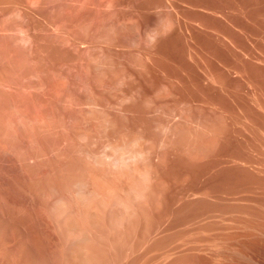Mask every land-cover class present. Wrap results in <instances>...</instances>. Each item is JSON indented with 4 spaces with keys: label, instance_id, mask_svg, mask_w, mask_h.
<instances>
[{
    "label": "rangeland",
    "instance_id": "rangeland-1",
    "mask_svg": "<svg viewBox=\"0 0 264 264\" xmlns=\"http://www.w3.org/2000/svg\"><path fill=\"white\" fill-rule=\"evenodd\" d=\"M176 1L175 0H0V189H1L0 190V220L2 221V222L0 221L1 222L0 225L2 227L4 226L7 227L11 232V233L9 232V234L10 235L12 234V236L14 235V237L18 236L15 235L17 232L14 233V231H17L16 229L18 227L19 228L22 227L26 231L29 228L28 235L31 236L29 242H27L28 239H26L27 240L26 241L25 239H22L19 236L17 238H20L19 240L22 243L21 244L19 241L18 242L19 244L21 245L28 244L26 246L29 247V251L33 252V254L39 257L35 262L36 264L61 263V262L54 263L52 260H50L51 259L50 256L49 257L47 256L49 254L51 255L53 248L52 247L50 248L51 242L47 243L51 241V239L50 236H47L49 235L48 233L45 234L47 232L46 228L48 227L49 229V227L50 228L54 227L53 225H56L57 223H58L57 226H59L60 223L59 215L61 214H58L59 212L56 211L58 207L55 208L56 207L55 205L59 204L58 206H61V202L65 200L64 198H67L69 196L68 194L69 190L68 187H66V183L69 182L70 179H74L73 180L74 185L76 186H73V189L76 192H78L77 194L83 192L87 196H90L89 184L87 182H82V183L79 182L82 179V175H83L82 171L80 170L81 168L79 167L81 166L80 163L83 161V159L88 161L90 159V162L98 161L99 163L103 164L102 166L104 167L110 166V164L112 165V162L109 161L110 159L107 156H105L106 153L104 154L105 151L104 142L107 141V139L105 138L107 136V133L101 134L102 136L100 135L102 142L100 141V139L97 140L90 139L89 141H87L88 143H90L89 144L90 146H88L87 142L80 139L81 137H78L79 135L78 133L82 129L79 128L83 126L82 124H84L83 123L84 117L86 119L88 118L87 119L88 121L90 118H91L90 120H92L101 115H104L103 112L106 113V110L101 112L99 111V108L96 109L97 107L95 106L98 103H100L101 98H102L101 102H103L104 100L106 101V99H108L107 95L111 97V100H113L114 98L120 99L121 96L123 98L126 92L124 99H128V100H126L125 105L128 106L129 104V107L130 106L133 107L134 105L133 108L138 106L137 110L140 109L139 112L142 113L144 112V114L141 115L142 116L144 115L143 119L147 121L144 122V120L142 119V123H143L142 125L144 124L146 125L147 123V125L145 127L143 126L142 128L147 127L146 129L152 130L155 127L154 131L152 130V132L154 137L156 138L157 136V138L159 137V139H161V137L165 135L164 137L168 140L167 137L170 136L167 135H172V134L174 135L175 133V131L172 130H176L175 135H177L178 137L180 134L183 135V137H181L182 135L180 136L181 138L180 137L178 138L177 136L175 138V136H173L175 139H178V141L180 139L183 140L187 139L189 138V135L191 136L192 134L191 133L192 131L190 132L189 128L194 127L195 123H196L195 127L197 126L198 128H200V130L202 129L201 131L204 132L207 131V134H209V132L212 130V129L209 130L211 126L209 123L213 124V122L210 120H214V121L218 120L219 123L220 121H222L219 129L216 128L218 131L215 130V133L218 132L220 133L221 138L219 139L221 140L222 143L220 142V140L219 141L217 140L218 139L217 137L215 141V143L216 142L217 143L214 144L212 152L210 151L209 153V154L212 153L214 156H212V154L211 155L208 154V156H212L209 157L208 159L217 157L220 154L219 152L223 151L225 155L227 153L225 158L228 161V163L226 167L222 169V171L220 169L218 172L215 173L218 174L214 176L215 178L217 176L220 177L223 174L224 175L228 174L229 170L232 171V172L230 171L231 173L229 174L239 172L240 174L248 175L250 173V175L248 176L251 177L253 171L257 170V172H259L260 171L259 169L262 168L264 169L263 166L264 155H262L264 154L263 153L264 132L262 134L259 133V131L262 130L260 124L261 122H264V114H262L264 113V111L260 108L259 104H257L259 103V100L264 97L263 95L264 91H262L264 89V73H263L264 62H262L264 61L263 60L264 59V42H263L264 41V35H263L264 34V0H235V1L234 0H196V1L179 0L180 2H178V0ZM198 1L201 3L200 7ZM171 2H173V5H171L172 4ZM207 3L209 4L210 8ZM233 3L234 5H232ZM241 3L243 5H241L240 7ZM169 6L171 8L174 7L173 8L174 10L171 9ZM201 6L202 7L204 6L203 7L204 9ZM216 10H218L219 12H217ZM172 12L174 13L176 12L175 15L174 13L172 15ZM228 13L231 14L229 15ZM208 14L211 17H209ZM225 15H227L228 17ZM167 17H169L170 19H168ZM239 22H241V24H239ZM140 27L141 29H139ZM145 28L146 30H143ZM195 28H198V30L196 29L197 31L192 32L195 30ZM147 31L152 33L150 34ZM146 32L148 33V35ZM246 32H248V34ZM109 36L110 38H108ZM151 36H153L154 38ZM233 36L235 38H232ZM148 37L151 38L149 39ZM243 37L245 38L243 39ZM237 39L239 40V42ZM250 40H252V42ZM234 42L236 44L237 42L240 44L236 45L234 44ZM248 43L250 44L248 45ZM240 45H244V46H240ZM151 50L153 52H157V54L153 55V53H151L152 52ZM244 50L247 51L245 52ZM146 51H147V55L144 54L146 53ZM257 54H259V56ZM154 57L157 59H155ZM149 60L150 62H148ZM152 60L154 61V63L152 62ZM251 63H253L254 65ZM207 72L208 73L211 72V73L208 74ZM217 74L218 76L223 75L224 77L222 76L216 77L215 75ZM225 74L228 75L226 76ZM210 75H212V78ZM247 76L252 78L248 79ZM256 78L259 81H257ZM251 81L253 83L259 82V84L256 83L259 86L262 85L261 83H263L262 85L263 88H261L260 86V89L262 90L257 89L256 84H254L256 86L251 85L252 83ZM89 83H91L92 86ZM97 83H100L98 84L100 86H98ZM237 83H239L238 84L239 86L236 85ZM240 83L242 85H240ZM231 84H233L234 86H232ZM213 86L215 88H213ZM108 88L110 89L108 90ZM122 88H124V91H122ZM153 88L154 90H152ZM169 88H172V90ZM235 89L238 92L240 91L241 94L243 93L242 94L243 96H241L240 92L238 93ZM96 91L98 92V94ZM93 92L96 95H93L94 94ZM258 92L260 93V98L259 95H257L259 94ZM84 94L86 96H83ZM144 94L147 96H144ZM156 95L160 96V98ZM131 96L132 98H130ZM154 96L159 99L155 98ZM234 96L235 98L233 99L232 97ZM90 97H92L93 100ZM227 97H229V101ZM240 97L241 98L243 97V100ZM219 98L221 101L219 100ZM150 99H154V100L149 101ZM213 99L215 100V102L213 101ZM140 100L142 102H140ZM235 100L236 102L238 100L240 101L236 103ZM257 100L258 102H256ZM227 101L229 102V104L227 103ZM146 102L148 104L149 103L151 104V105L149 104L150 107L148 106V104H146ZM218 102L221 103L219 104ZM252 102H254L255 104ZM157 103L160 105L157 106L158 105ZM153 104L154 106L156 104V107H154ZM89 105H92L95 110L93 109V107L92 110ZM173 105H175V107ZM251 105H253L254 109H252L253 107H251ZM256 105L258 107H256ZM218 106L225 108L222 110V108ZM83 107L85 109L81 110V108ZM106 109H107V113H106L107 115L110 111L111 113L115 112V110L112 108L111 110L109 108ZM218 109H220L219 113H218ZM208 110L211 113H208ZM81 112L85 115L88 112L87 115L88 114L90 115L83 116ZM92 113L93 115H91ZM146 113L148 118L146 117ZM67 114L69 115L73 114L70 116L72 120L68 118L69 115ZM214 114L216 115L218 114V115L215 116ZM227 114L229 116H227ZM245 115L246 117L247 116L248 117L247 118L244 117ZM255 115L257 116L261 115V116L257 117ZM208 116L210 117V120L208 119L209 118ZM223 116L225 117L223 118ZM231 116L234 119L235 118H239V119L234 120L232 119ZM237 116L243 117L244 119ZM249 116L252 117L250 118V120H254V121H250ZM76 117L78 118V120ZM160 117L163 119L166 117L167 119L165 118V120L163 121V119H161ZM214 117H216L217 119ZM228 117H230V119ZM175 118L178 123H176ZM82 119L83 121L81 122ZM86 119H85V123L87 122ZM125 119L127 120L128 118ZM125 119H124V122H126L124 123L126 124L125 126L132 125V123L134 122L132 120H135L133 118L131 119L130 117L128 119L129 120L128 123V120L126 121ZM159 119L162 121H160ZM192 120H196V121L193 122ZM197 120H199L200 122L199 121L197 122ZM72 121L74 122L75 125L73 124ZM168 121L170 122L169 123L170 127L172 124L176 123L175 125L177 126L176 129L175 126L173 125L171 127L172 132L170 131V128H168L169 130L165 128L159 130L163 126V124L168 125L167 124ZM180 121L181 123L183 122L182 123L184 125L183 127L181 123L179 124ZM202 121H204V123H202ZM208 121L210 122L208 123ZM245 121L248 125L245 123ZM248 121L251 122V124ZM257 121L260 124H258ZM79 122H81L80 123L81 126H79L80 125ZM149 122H151V124L153 123V126H150ZM171 122L174 123L171 124ZM188 122H190L191 124H189ZM227 122L230 124L229 126ZM237 122L239 123L238 126H236L237 127L236 128L235 125H237L236 124ZM197 123L198 124L200 123L201 125H198ZM178 124L180 127L178 126ZM202 124H204L205 127H207L206 128L207 130L204 127H201L203 126ZM226 124L227 126H224ZM256 124L259 127H255V128L253 127L255 131L254 132L253 128L251 129V127L255 126ZM188 126L190 127L188 129H185ZM221 127L222 128L225 127L226 129L225 128L220 129ZM180 128L183 130H181ZM256 128L260 129V130L258 129V133L256 132L257 131ZM163 129L164 131H162ZM110 130H113V128H110L109 131ZM140 130H143L141 129V126H140ZM179 130L182 131V133H179L180 132ZM186 130L188 132H186ZM74 131L77 136L75 135V133H73ZM150 131L148 132L151 133ZM169 131L172 134L170 133L168 134ZM250 131H252L254 134L255 133L257 134L254 135ZM163 132L166 134H164ZM213 132L214 130L212 131V134ZM234 134L236 135V137ZM256 135H259V137L262 136L263 138L261 137L260 139H258L259 137ZM225 136H227V138ZM243 137L245 139H243ZM256 139L260 141L258 142V140ZM162 140L165 139H163L162 137L161 141L159 143H156L158 145L154 143L156 145V147L154 145L155 150L160 149L159 151H163L166 149L165 150L166 152L167 151L170 152L172 149L174 151L178 148L176 151H179L180 147L178 146V144L180 141L177 142L178 144L177 143L174 144L172 142L169 143L168 141L167 144L169 147H167L165 143H162ZM224 141L225 143H223ZM83 142L85 145L82 144ZM253 143L259 145H253ZM216 145H218L220 148H218ZM230 145H232L233 148H231L232 146ZM234 145L236 146V148ZM215 146L216 148H218V151L216 148H214ZM253 146H255V148ZM170 147L171 150L169 149ZM246 147L250 149V152L247 150ZM79 148H82L81 151L83 153L79 151L80 150ZM101 150H103V152ZM233 150H239V151L242 150L246 152L247 154L246 156L249 159L247 157L246 158L252 161L251 164H249L250 162L246 161L247 160L246 159L245 163L248 162L249 165L244 163H242V165L249 167V169L241 165L242 160L240 159L241 161L239 160L240 161L239 162L238 161L239 158L236 156L235 153L234 156L233 154L230 156L231 152L232 153L236 152ZM78 151L80 155L78 154ZM95 151H97V153ZM250 153L252 154L250 155ZM82 154H84L86 158L82 157L83 156ZM254 155L255 157L257 155L261 157L256 158L257 160H255V158L252 159ZM87 156H89V158ZM97 156L99 159L97 158ZM227 156H229L228 158L230 159L232 158L233 160L232 159L228 160ZM229 161H233V162L235 161L234 163L237 162V164L234 165L233 162L231 163ZM203 163L204 162H201V164L199 163L196 164L197 166L202 168L204 167ZM229 163H231L230 168H229ZM256 163L258 164L262 163L263 165L259 164L258 165L260 167L259 168ZM104 164L107 166H105ZM232 164L234 165L237 171L234 170L235 168H232L233 167ZM61 165L64 167V169ZM75 165L76 167H74ZM67 166L70 168V171L68 170ZM240 166L243 167L244 171L240 170L242 169V167ZM253 166L257 168L254 170ZM261 166L263 167L261 168ZM73 169L76 175L74 172H72ZM250 169L253 171H251ZM225 170L227 173L225 172ZM67 171H69L71 175ZM220 171L221 173H219ZM80 172L82 173V175L80 176L81 179H79L80 177H78ZM33 173H35L36 175ZM62 174L64 176H62ZM72 175L73 177L74 176L77 177L73 178ZM59 176L62 177L60 178ZM70 176L72 178L69 179ZM33 177L37 178V180ZM62 183L65 184L63 185ZM80 183L81 184L86 183V184L81 185ZM226 183H227V187H229L228 186L229 182ZM62 194H64V196ZM59 196L62 199L59 198ZM58 198L61 200H59ZM227 198L231 199L230 197ZM52 199L55 201H53ZM51 200L52 202H50ZM40 202L43 203L42 206ZM49 205H51L52 207ZM35 206L39 208L37 209ZM43 206L46 207L44 208ZM48 206L50 208H48ZM88 207L86 206L85 208L88 211L86 214L90 213L92 215L94 213L95 216L97 210L96 209L94 210L91 206L89 208ZM45 209H47V211ZM100 210L103 211V209L101 208ZM34 211L36 212L37 215L35 214ZM42 214H44L43 217H41ZM90 214H89V217H91L90 220L91 219L93 220L94 217L92 218ZM55 216H57L56 217L57 220L54 218ZM38 221L40 222L38 223ZM8 222L11 223L12 225L9 224ZM91 223L92 222H89L88 225L84 224L87 227V230H89V232L85 230L86 227L84 225H81L82 228L85 227L83 234L85 232H87L86 234L90 233L89 234L90 236L85 234V236L89 238L88 241L92 237L95 238L94 233L91 234L95 230V228L93 227L94 226L93 223L92 226H89V224ZM43 224L45 226H43ZM41 225L46 228L41 227ZM26 226H30V227H26ZM57 226H55L56 229ZM39 227L41 228V230L43 228V230L41 231ZM1 229L2 228H0V232L2 231ZM30 230L32 233L29 232ZM2 233L3 232L0 233V239H3L6 236L4 233H3L4 235ZM43 237L46 238V240ZM47 237L49 239H47ZM30 242L31 243L33 242L32 245ZM37 242H39L40 244ZM19 244L17 246V249L19 248L21 249V247L24 249L26 247V246L25 247L21 246ZM45 247L49 252L45 249ZM30 248L32 250H30ZM39 248L43 250H40Z\"/></svg>",
    "mask_w": 264,
    "mask_h": 264
},
{
    "label": "bare ground",
    "instance_id": "bare-ground-1",
    "mask_svg": "<svg viewBox=\"0 0 264 264\" xmlns=\"http://www.w3.org/2000/svg\"><path fill=\"white\" fill-rule=\"evenodd\" d=\"M194 1H196V0H194ZM178 2H180V1L178 0ZM171 3H172L171 5H173V2H171ZM198 4H199V7H200L201 3L199 2ZM232 5H234V3ZM241 5H243V4L241 3L240 7H241ZM208 6H209V4H208ZM230 6H231V4H230ZM193 7H195V6H193ZM220 7H221V5H220ZM173 8H171V9H173ZM209 8H210V6H209ZM211 8H212V6H211ZM240 10H242V9H240ZM248 10H247V12H248ZM216 11L219 12L218 10H216ZM210 12H212V11H210ZM233 12H235V11H233ZM239 12H241V11H239ZM173 13L174 12H172V15H173ZM175 13H174V15H175ZM220 13H221V11H220ZM244 13H242V14H244ZM249 13H250V11H249ZM204 14H207V13H204ZM208 16H209V14H208ZM225 16H227V15H225ZM169 17H172V16H169ZM169 17H167V18L170 19ZM209 17H211V16H209ZM179 21H180V19H179ZM231 21H232V19H231ZM239 24H241V22H239ZM145 25H146V23H145ZM147 25H148V23H147ZM179 28H180V26H179ZM139 29H141V27ZM196 29L198 30V28H195V30L192 31V32L197 31ZM143 30H146V28L143 29ZM149 31H147V32L150 33ZM249 32H252V31H249ZM143 33H144V31H143ZM148 33H147V35H148ZM246 33L248 34V32H246ZM253 34H255V33H253ZM234 36L232 38H235ZM151 37H153V36H151ZM108 38H110V36ZM244 38L245 37H243V39ZM250 41L252 42V40H250ZM238 42H239V40H238ZM238 42H237V44H240ZM242 43H243V41H242ZM234 44H236V43L234 42ZM249 44L250 43H248V45ZM240 46H244V45H240ZM244 51L246 52L247 50H244ZM105 52H107V51H105ZM142 52H144V51H142ZM151 53H153V55L157 54V52H153V51ZM144 54L147 55V51ZM257 55L259 56V54H257ZM141 56H142V54H141ZM262 56H263V54H262ZM155 59H157V58H155ZM249 59H252V58H249ZM153 60H152V62L154 63ZM257 60H259V59H257ZM247 61H248V59H247ZM148 62H150V60ZM262 62H264V61H262ZM251 64H253V63H251ZM253 69H254V67H253ZM227 72H229V71H227ZM210 73H208V74H210ZM210 76L212 78V75H210ZM215 76L216 77H220V76L224 77L223 75L218 76V74L215 75ZM235 78H237V77H235ZM247 78L249 79V78H252V77H248L247 76ZM256 80L259 81L257 78H256ZM256 83L259 84V82H256ZM256 83L252 82L251 85H254ZM89 84H91V83H89ZM98 84H100V83H97V85ZM238 84L239 83H237L236 85H238ZM261 84L263 85V83H261ZM128 85H129V83H128ZM231 85L234 86L233 84H231ZM231 85H230V87H231ZM240 85H242V84L240 83ZM256 85H254V86H256ZM262 85H260L261 88H263ZM91 86H92V84H91ZM98 86H100V85H98ZM168 86H167V88H168ZM214 86H213V88H215ZM245 86H246V83H245ZM258 86L259 85H257V89L262 90V89H260V86H259V88H258ZM252 87H250V88H252ZM130 88H132V87H130ZM163 88H165V87H163ZM234 88H232V89H234ZM109 89L110 88H108V90ZM169 89L172 90V88H169ZM145 90H147V89H145ZM152 90H154V88ZM122 91H124V88H122ZM262 91H264V89ZM89 92H91V91H89ZM130 92H132V91H130ZM143 92H144V90H143ZM117 93H116V95H117ZM159 93H160V90H159ZM173 93H175V92H173ZM216 93H218V92H216ZM97 94H98V92H97ZM108 94H109V92H108ZM125 94H126V92H125ZM125 94H124L123 98L121 96L120 99H119L118 98L119 96H118V97H116L118 99L114 98L113 100H111V97H109L107 95L108 99H106V101L103 99L105 102L104 101L101 102L102 98L100 97L101 98V101L99 100L100 103H98L95 106V107H97L96 109L99 108V111H101V112L106 110V113H107V109L106 108H109L110 110L112 108V109L115 110L114 113H111V111H110L109 112L110 114L108 113V115H107L105 112H103L104 115H101V116H99V117H97L95 119H92V120H90L91 119L90 118L88 120L89 122L87 121L88 118L86 119L84 117V122H83L84 124H82L83 126H81V124H80L83 121V119L81 120V122H79V124H80L79 126H81V127L80 128L78 127V128L79 129L82 128V129L79 131L78 137H81L80 139H82L85 142L89 141L90 139H96V140L100 139V141H101L100 135L103 134V133L104 134L107 133V136L105 137L107 139V141L105 140L106 141V142H104L105 145L103 144L104 148H105L104 154L106 153L105 156H107L110 159L109 161L112 162V165L110 164V166H107V165L104 164L105 166H107V167H104V166H102L103 164L99 163L98 161L97 162H92V161L90 162V159L88 161V160H84L82 158L83 161L80 163L81 166H79V167L81 168L80 170L82 171L83 175H82L81 172H80L79 175L78 174L77 175H78V177H80L82 175V179L80 177L79 179H81V180L79 182H81V183L82 182H87L89 184L90 192L89 191L88 192L90 193L89 194L90 196H87L83 192H82L83 194L79 192L81 195L77 194L78 192H76L73 189V186H76V185H74V181H73L74 179H70V178L73 177V175H72V177L71 176L69 177L70 180H69V182H67L68 184L66 183V187H68L69 192L67 190L66 191L68 192L69 196L67 198H64L65 200L63 202H61V206H58L59 204L55 205L56 207L53 206L55 208L58 207V209L56 211L59 212L58 214H61V215H59L60 216L59 217V220H60L59 226H57V224H58L57 223L56 225H53L54 227H51V228L49 227V229H48V227L47 228L43 227V226H45L44 225L45 223L43 221L42 222L44 224H43V226L41 225V227L46 228L47 232L45 231L46 232L45 234L48 233L49 235H47V236H50V239H51V241L47 242V243L51 242L50 248L51 247L53 248L52 253L50 252L51 255L49 253H47V254H49L47 256L48 257L50 256V258H51L50 260H52L54 263L61 262L60 264H264V169L262 168L264 165L261 163L263 166H261L262 169H259L260 171L258 170L259 172H257V170L253 171V170L250 169L251 171H253L252 172L253 175L251 174V177L248 176V175H250V173L248 175L247 174H240L239 172L229 174V173L232 172L231 170H229L228 174H226L227 172L225 170V172H226L225 174L226 175H224V174L222 176L219 175L220 177L217 176L215 178L214 176L218 175V174H215V173L218 172L220 169L222 171V169L226 167L228 161L225 158L227 153L225 155V153L222 150H221L222 152H219L220 154L217 157H213L211 159H208L209 157L214 156L212 153H211L212 156H208V154L210 153V151L212 152L214 144L217 143V142L215 143L217 137H218V139H217L218 141L220 140L219 138H221L220 133L219 132H218L219 134L215 133V130L219 129V127L221 126V123H222V121H220V123H219L218 120H216V121L210 120L209 116H208L209 117L208 119L210 121H212L213 124L215 125L214 126L212 123H209L210 121H208V123L212 126V128H211V126L209 128V130L212 129L210 132L208 131L209 134H207V131L204 132V131H201L202 129L200 130V128H198L197 126L195 127V125H196V123H195L194 127L189 128L190 126H188L187 128H185V129L189 128L190 132L192 131L191 132L192 133L191 136L189 135V138L186 137L187 139H184V140L180 139L179 140L180 142L178 141V139H175L176 136H177V135H175L176 134V130H172V131H175V133L173 132L174 135L172 133H170V131L172 129L171 127L173 125L175 126L176 123H178L176 118H175L176 123L172 124L174 122H171V124H172L171 127H170V124H169L170 122L169 121L167 122L168 125H164L163 124L164 127L162 126L159 130H161L162 128H165V129L169 130L168 128H170V131L168 132V134L170 133L172 135H167V136H170V137L166 136L168 138V140L164 137L165 135L162 136L163 139H165V140H162V143H165L167 145V147H169L168 144H167L168 141H169V143L172 142L174 144L179 142V144L178 143L177 144H178V146L180 148H179V151H176L178 148L177 149L175 148L176 150L173 151V149L171 150V147H170L169 148L171 150V151L169 150L170 152H168V151L166 152L165 151L166 149L163 150V151H159L160 149L159 150H155L154 145L156 143H159L161 141L162 137H161V139H159V137L157 138V136H156V138L154 137L152 130L154 131L155 127L152 130L150 129L151 131L149 129H146L147 127L146 128H142L143 126L145 127L147 125V123H146V125L145 124L142 125L143 124L142 123V119H143L144 115L142 116L141 114H144V112L143 113L139 112L140 109L137 110L138 106H136L135 107L136 109H135V108H133L134 105H133V107L132 106L129 107V104H128V106L125 105L126 100H128V99H124L125 98ZM240 94H241V92H240ZM242 94H241V96H243ZM252 94H253V92H252ZM93 95H96V94L94 93ZM222 95H220V96H222ZM226 95H225V97H226ZM255 95H256V93H255ZM257 95H259V98H260V93L257 94ZM83 96H86V95L84 94ZM144 96H147V95L144 94ZM156 96H158V95H156ZM254 96H253V98H254ZM95 97H97V96H95ZM140 97H142V96H140ZM158 97L160 98V96H158ZM81 98H83V97H81ZM90 98L92 99V97H90ZM130 98H132V96ZM155 98H157V97H155ZM159 98H157V99H159ZM227 98H228V101H229V97H227ZM232 98L234 99L235 96L232 97ZM245 98H247V97H245ZM259 98H258V100H259ZM154 99H150L149 101L154 100ZM214 99H213V101L215 102ZM241 99L243 100V97ZM263 99H264V97L262 99H260L259 103H257V104H259L260 108L264 111V100ZM135 100H137V99H135ZM219 100H220V98H219ZM236 100H235V102H236ZM258 100L256 102H258ZM146 101H147V99H146ZM228 101H227V103L229 104ZM239 101L240 100H238L237 102H239ZM92 102H94V101H92ZM140 102H142V101L140 100ZM243 102H245V101H243ZM252 103H254V102H252ZM94 104H96V103H94ZM146 104H148V103L146 102ZM149 104H148V106H149ZM216 104H217V102H216ZM159 105L160 104H158L157 106H159ZM83 106H85V105H83ZM89 106L92 109L93 106L92 105H89ZM153 106H154V104H153ZM169 106H170V104H169ZM173 106L175 107V105H173ZM221 106H218V107H221ZM223 106H226V105H223ZM146 107H147V105H146ZM154 107H156V104H155ZM234 107H237V106H234ZM251 107H253V105H251ZM256 107H258V106L256 105ZM224 108H222V110ZM82 109H85V108L83 107V108H81V110ZM93 109H94V107H93ZM145 109H147V108H145ZM252 109H254V107ZM219 110L220 109H218V113L220 112ZM238 110H239V108H238ZM248 111H249V109H248ZM90 112H91V110H90ZM258 112H259V110H258ZM87 113H86V115H87ZM147 113H146V117H147ZM208 113H211V112H209V110H208ZM200 114H202V113H200ZM262 114H264V113H262ZM67 115H69V114H67ZM71 115H73V114H70L68 116V118H70ZM86 115L83 114V116H86ZM88 115H90V114H88ZM91 115H93V113ZM202 115H204V114H202ZM214 115L217 116L218 114L217 115L214 114ZM220 115H222V114H220ZM230 115H233V114H230ZM237 115H238V113H237ZM239 115H240V113H239ZM75 116H77V115H75ZM227 116H229V115L227 114ZM255 116H257V115H255ZM260 116L261 115H258L257 117H260ZM130 117H131V119L132 118L135 119V120H132L134 122L130 126L129 125L125 126L126 124H124V123H126V122H124V119L125 118L129 119ZM152 117H153V114H152ZM156 117H158V116H156ZM161 117H164V116H161ZM187 117H189V116H187ZM212 117H211V119H212ZM224 117L225 116H223V118ZM234 117H235V115H234ZM237 117H240V116H237ZM244 117H246V115ZM165 118L164 119L161 118V119H163V121H164ZM214 118H216V117H214ZM228 118L230 119V117H228ZM240 118H243V117H240ZM250 118H252V117L249 116V120H250ZM79 119H80V117H79ZM85 119L87 121L86 122L87 124L85 123ZM193 119H194V117H193ZM203 119H201V120H203ZM232 119H234V118L232 117ZM236 119L238 120L239 118H235L234 120H236ZM77 120H78V118H77ZM145 121L146 120H144V122ZM148 121H149V119H148ZM160 121H162V120H160ZM178 121H179V119H178ZM192 121L194 122L196 120H192ZM198 121L199 120H197V122ZM226 121H224V122H226ZM250 121H254V120H250ZM128 123H129V120H128ZM180 123H181V121L179 122V124ZM182 123H181V125L183 127L184 125ZM188 123L191 124L190 122H188ZM202 123H204V121H202ZM238 123L239 122L236 123L237 125H235V127L238 126ZM245 123H246V121H245ZM249 123L251 124V122H249ZM257 123H258V121H257ZM73 124H74V122H73ZM149 124H150V126H153V123L151 124V122H149ZM155 124H156V122H155ZM179 124H178V126H179ZM258 124H260V123H258ZM108 125H109V127H108ZM185 125H187V124H185ZM198 125H201V124L199 123ZM202 125L203 126H201V127H204L205 129L207 128V127H205L204 124H202ZM229 125L230 124L228 123V126ZM252 125H249V126H252ZM256 125L252 126L251 129L253 127L254 128L255 127H259L258 125L257 126ZM140 126H141V129H143V130H140ZM224 126H227V124L224 125ZM233 126H234V124H233ZM260 126L262 128V130H261L262 132L259 131V133L262 134L264 132V122H261ZM74 127H76V126H74ZM74 127H72V128H74ZM176 127L177 126H175V129H176ZM222 127L220 129H224L225 128V127L224 128H222ZM110 128H113V130L109 131ZM114 128H116L117 130L114 129ZM254 128H253V131H254ZM157 129H158V127H157ZM191 129H193V130H191ZM230 129H231V127H230ZM256 129H257L256 132L258 133V129L259 128H256ZM69 130H70V128H69ZM181 130H183V129H181ZM213 130H214V132L212 134ZM72 131H73V129H72ZM148 131H150L152 134L149 133ZM162 131H164V129ZM186 132H188V131L186 130ZM186 132H185V134H186ZM250 132L252 134H254L252 131H250ZM73 133H75V131ZM166 133H167V131H166ZM166 133H164V134H166ZM179 133H182V131H180ZM257 133H255V134H257ZM75 135H76V133H75ZM181 135L182 134H180L179 137ZM259 135H256V136L259 137ZM173 136H175V138ZM228 136H231V135H228ZM251 136H253V135H251ZM181 137H183V135ZM225 137L227 138V136H225ZM235 137H236V135H235ZM261 137H259L258 139H260ZM232 138H234V137H232ZM230 139H231V137H230ZM243 139H245V138L243 137ZM258 139H256V140H258ZM235 140H236V138H235ZM259 141L260 140H258V142ZM220 142H221V140H220ZM223 143H225V141ZM244 143H245V141H244ZM260 143H263V142H260ZM82 144H84V142ZM87 144H88V146H90L89 145L90 143L87 142ZM174 144H173V146H174ZM180 144H181V146H180ZM99 145H100V143H99ZM156 145H158V144H156ZM156 145H155V147H156ZM253 145H259V144H254L253 143ZM216 146L218 148H220L218 145H216ZM216 146L214 148H216ZM223 146H224V144H223ZM230 146H232V145H230ZM79 147H81V146H79ZM175 147H177V146H175ZM253 147L255 148V146H253ZM82 148H79L80 149L79 151H81ZM218 148H216L217 151H218ZM231 148H233V146ZM235 148H236V146H235ZM238 148H239V146H238ZM98 149H99V147H98ZM156 149H158V148H156ZM103 150H101V151L103 152ZM247 150L250 152V149L247 148ZM79 151H78V154H79ZM230 151H232V150H230ZM233 151H236V152H233V153L231 152L230 156L232 154L234 156V153H235L236 156L239 158L238 161L240 159L243 161L242 162L240 160L241 161V165H242V163L248 164V162L245 163V160L248 158L246 156L247 155L246 152H244L242 150L241 151L233 150ZM95 152L97 153V151H95ZM213 152H215V151H213ZM96 153H95V155H96ZM211 154H209V155H211ZM214 154H216V153H214ZM251 154L252 153H250V155ZM82 155H83L82 157L86 158L84 156V154H82ZM262 155H264V154H262ZM257 156L255 157V155H254V157H252V159L255 158V160H257L256 158L261 157V156H258V157ZM87 157L89 158V156H87ZM228 157L229 156H227L228 160L232 159V158L230 159ZM79 158H81V157H79ZM97 158H98V156H97ZM97 158H96V160H97ZM67 159H68V157H67ZM248 159L246 161H249L250 162L249 164H251L252 160L250 161ZM72 160H73V158H72ZM79 161H81V160H79ZM109 161H108V163H109ZM201 162H204L203 163L204 167H202V168H200L196 164V163L201 164ZM229 162L232 163L233 161H229ZM259 162H260V160H259ZM263 162H264V160H263ZM69 163H71V162H69ZM231 163H229V168L231 166L230 165ZM235 164H237V162L234 163V165ZM256 164L258 166L260 163L259 164L256 163ZM234 165L232 164V166H233L232 168H235ZM69 166H70V164H69ZM242 166H244V165H242ZM242 166H240V167H242ZM74 167H76V165ZM244 167L246 168L247 166H244ZM251 167H252V165H251ZM256 168H255V166H253L254 170ZM63 169H64V167H63ZM247 169H249V167H247ZM68 170L70 171L69 167H68ZM234 170H236V168ZM240 170H243V167ZM69 171H67V172H69ZM221 171L219 173H221ZM72 172H74V169H73ZM33 174H35V173H33ZM37 175H39V174H37ZM70 175H71V173H70ZM75 175H76V173H75ZM62 176H64V175L62 174ZM62 176H59V177L61 178ZM67 176H69V175H67ZM74 177H77V176H74ZM33 178H35V177H33ZM35 179L37 180V178H35ZM65 179H67V178H65ZM226 182H229V185H228L229 187H227V183ZM225 183H226V185H225ZM76 184H77V182H76ZM84 184H86V183H84ZM84 184H81V185H84ZM87 185H86V187H87ZM83 187H82V190H83ZM61 188H62V186H61ZM63 188H64V186H63ZM63 193H64V191H63ZM62 195L64 196V194H62ZM226 196L230 197V198L232 196L233 197L231 199H228ZM56 198H57V196H56ZM59 198H61V197L59 196ZM86 198H89V199H86ZM61 199H59V200H61ZM52 200L50 202H52ZM86 200H88V201H86ZM53 201H55V200H53ZM58 201H56V202H58ZM40 204L42 206L43 203L40 202ZM47 204H45V205H47ZM49 206H51V205H49ZM49 206H48V208H50ZM86 206L87 207L91 206L94 210L95 209L97 210V212L95 213V216H94V213L92 215L90 213L86 214L88 212L85 209ZM100 208L103 209L104 213H103V211L100 210ZM90 209H88V210H90ZM45 210L47 211V209H45ZM55 213H57V212H55ZM35 214H36V212H35ZM39 214H40V212H39ZM89 214L92 216V218L94 217L93 220L92 219L90 220L91 217H89ZM43 215L44 214H42L41 217H43ZM48 215H49V213H48ZM48 217H50V216H48ZM56 217L57 216H55L54 218L56 219ZM3 220H5V219H3ZM39 222L40 221H38V223ZM89 222H92L93 225H94L93 227L95 228V230L91 234L94 233L95 238L92 237L88 241L89 238H87L85 236V234L87 232H89V230H87V227L85 225L86 224L88 225ZM92 223L89 224V226H92ZM9 224H11V223H9ZM81 225H84L86 227L85 228L83 226L85 228V230L87 231L84 234H83L84 228H82ZM55 226H57V229H56ZM26 227H30V226H26ZM0 228H2L1 232H3L6 235L3 239H0V264H36L35 262L37 261V259L39 257H37V255L33 254V252L29 251V247L26 246L28 244L21 245L22 243L19 240L20 238H22V239H25V240L28 239V241L26 240L27 242L30 241V239H31L30 237L31 236L28 235L29 228L26 231L22 227L21 228L18 227L16 229L17 231H14V233L17 232L15 235H18L20 238H17L18 236L14 237V235L12 236V234L10 235L9 234L10 230L7 227H5V226L2 227L0 225ZM24 228H25V226H24ZM43 228H42V230H43ZM40 230H41V228H40ZM92 230H93V228H92ZM29 232L32 233L31 230ZM89 234H86V235H89ZM32 238H34V237H32ZM44 239L46 240V238H44ZM47 239H49V238L47 237ZM38 240H39V237H38ZM19 241H20L21 244L18 243ZM32 243H31V245H32ZM37 243H39V242H37ZM18 244L21 245V246H24V247L26 246V247L24 249L21 247V249L19 248L20 249L19 250V249H17ZM45 244H46V242H45ZM45 244H43V245H45ZM31 247H33V246H31ZM37 247H39V246H37ZM45 249H46V247H45ZM30 250H32V249L30 248ZM40 250H43V249H40ZM41 252H44V251H41ZM43 255H45V254H43Z\"/></svg>",
    "mask_w": 264,
    "mask_h": 264
}]
</instances>
